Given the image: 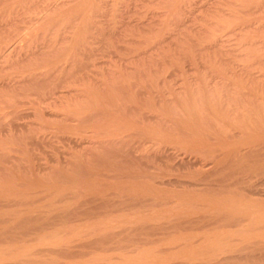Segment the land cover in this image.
Wrapping results in <instances>:
<instances>
[{
	"label": "rangeland",
	"instance_id": "374dc122",
	"mask_svg": "<svg viewBox=\"0 0 264 264\" xmlns=\"http://www.w3.org/2000/svg\"><path fill=\"white\" fill-rule=\"evenodd\" d=\"M25 1H27V2H25ZM56 1L60 2V3H58V5L63 7V11H65L66 7L70 6V4L68 5L66 3H70L73 0H60V1L56 0ZM175 1L176 0H174V1L173 0H158V1L157 0H118V1L117 0H114V1L113 0H97L95 2H92V4L89 7L90 9L86 8L87 12H86V10H84L83 12L81 11L82 14L83 13H85V14L89 13L88 16L89 15L91 16V17L89 16L91 19L89 18L90 20L88 21V25L84 24V22L82 23V21L85 20V18H86L84 16L85 14H83L84 17L81 16V14L80 15L75 14V16H77V17L74 16L73 17L74 19L72 18L70 20V22H68V21H67L68 23L67 22L66 23L61 22L60 25L56 24L57 26L55 25L48 32L49 34L44 35L45 30H43V29H45V25H46L45 23H47L46 21H48L46 19V17L50 18V16L52 15L51 14L52 12L49 13L48 10L45 9V7H44L45 1L44 0H21V1L20 0L19 1L18 0H0V13L2 10V13L0 14V19H1L0 21H3L5 18L7 19V16H10L8 18H11V16H12L11 19H14V21L12 20L11 23L13 22L12 27L14 28V30L18 31L19 29H15V28H20V35L22 34V36L24 37L26 34L25 38H27L28 40L33 39L32 35H34V34L38 35L40 37L39 41L44 42L45 47H47L49 44V46L47 47L48 51L54 49L53 46L56 47L55 44L57 43L56 48L59 49L61 47L58 51V56H60L59 55L60 52L62 50H64L65 48H67L69 44L70 45L68 48H71V45H72L71 41L73 40L74 35L76 36V34L78 32H80V34L82 32H83L82 34H84V32H85V34H84L85 36L83 35V37L86 39H89V40L85 41L83 39V37L80 36L81 38H79V44H77L75 49L79 54V53H81L79 51H82V52L84 51V49H85L84 45H86V47L89 49V54H88L89 58H88V60H86V63H90L89 69H86V70L81 69L82 67H81L80 63L78 66H76L77 69L75 68L74 70H72V68L69 66L67 68H70L71 70L64 68L65 70L63 69V71H60L59 70L60 68L57 70L52 68L53 70H56V71L59 70L58 72L55 71V73L57 74L58 77L53 72L52 73L54 75L51 73L52 74V76H51L50 72L53 71L52 69L51 70L49 69V73H48L47 69H46V71H44L45 69L44 70L42 69L45 73L44 72L40 73L38 71L37 73H35L36 75L32 74L30 76V74L27 73L25 76V74L23 75V73H22L23 71L28 70V69L30 70L31 66L35 65V63H38V62L42 63V61L45 59V58H43V56L38 55V57H34V59L36 58L35 59L36 62H32V60H34L33 56L35 54H31L32 52L29 53V51H33L35 48L30 47L29 43L31 41L28 43V40L25 42H26V44L27 43L29 44L28 48H31L32 50L27 49V47H26L27 45L23 41H22V44L20 45V46H23V44H24V46L26 45L25 47L24 46L22 47L23 50L20 49V55H22L23 53H26L27 56L29 55V57H28L29 59L25 58L26 62L23 64V66H21V68L23 70L20 68V66H18V68H17V65L14 64V62L16 60L14 55L17 54L16 58L19 57L20 56L18 54L19 50H16V51H18V53L13 52L14 55H11V53H10V55L12 57L10 56L7 58L0 59V87L1 86L3 87L2 84H4V83L9 84V86L7 84H4V87H6V89H4V87L0 88V94L2 95V96L0 95V99H1L0 105H3V102H5V104L9 103L8 100L10 98H11L10 105H12V104L15 105V102L19 101L20 99L23 102V103L21 102V104H19V106H17V107L13 106L15 109L13 107L9 108V110H7V118H6V116L0 115V118L2 119V120L0 119V127H2L4 124H6V122H8V124L6 126H8L9 123H10V125L12 124L11 127L9 126V128H8L11 133L8 132L9 130L5 129V127L3 129L1 128V130L3 132V136L5 134H6V136L3 137L2 135H0V136H2L0 138H3V141L5 140V142H3V143H8V145L11 146V148H13L15 150V151H13L15 153H12V156L14 157L13 161L15 162L13 164L11 162L10 163L6 162L5 160H3L0 157V166L2 165L1 167L7 168V172L0 170V183H1L0 184V192H2V194L1 193L0 194L6 195V194L10 193V195H12V197H15L16 194L19 193V195L17 194V197L18 196L23 197V198L18 197V199H16V197H15V198H13V200L10 199L9 202H11L10 203L11 205H8V206L5 205V203L0 204V209L2 208L0 210V213H1V216H0V219H1L0 220V233L1 232H3V234L8 233L6 236L2 237L0 240V244H2V245H0V255L1 256H3L4 254H5L4 256H8V255L10 256L11 254L12 255H14V254L18 255L17 253H19L20 250H18L17 248L21 249L22 247H25L26 243H29L26 246L32 245L33 249H34V246H36L35 247L36 249H34V251H32L34 254L32 252H30L34 256L31 254L26 255V257H23V259L20 258L22 260V262L21 261L18 262V260L15 261L12 258L11 259L8 258L7 260H5V262L3 261L4 264L5 263L6 264L7 263L8 264H24V263L25 264H44V263L45 264H69V263H74V262H75L74 264L79 263V262L80 263L84 262L87 264L88 263L89 264H119L122 262H126V260H125L126 258H129V257L135 258L136 256L139 255V253H141V251H142V253L144 252V255H145V252H149V254L154 252V255L162 258V259L159 258L160 260H164V261L167 260V262H169L166 264H209L210 263V262L204 261V259L199 258L197 256L193 257V259H191L189 261L186 260L188 263L186 261L178 258L179 254L177 251H180L181 247L184 245L182 242L185 243V241H186V243H187L190 239H192L194 237V236L191 237L190 234L196 235L194 237L195 240L193 238V241L191 240L190 242H193L195 244H198V242L199 243L202 242L200 240L203 239L202 235H203L205 230L202 231L203 230L202 226L201 227L198 226V227H200L201 230L199 228L196 229L197 227L190 228V229L189 228H187V229L183 228L179 231L180 233L182 231V233L180 234L178 232V230H174L171 228L172 226L176 225V223L178 224L179 222L181 223L184 220H186L185 219L186 214H178V210H180L179 209L180 207L178 205L179 203L175 199H170V200H173L171 202H169L167 199L165 202L164 200H159V199L157 200V198L153 195V193L152 194L148 193L147 195H149V196L144 195L143 197L142 196L141 197L149 199L152 202H148V203L146 202V204H143V206L141 205L140 207H137L135 209L126 210L125 212H123V211L118 212V210L124 208V206H119L118 204H116V205L112 204V206H110V211H111V216H109L110 218H105L106 216H103L102 214H100L101 212L102 213L104 212V211H102L103 209H101V210L97 209L98 212L96 210H94L93 213H95V212H97V213L92 214L90 217L89 216L90 212L85 211L86 212L85 213V212H83V210L85 208L88 209V207L91 208V205H92V208L98 206L97 204H100L101 200H98V199L96 200V198L93 199V197H91L90 195H86V194H88V192H85V189H84V193L86 196L85 197L83 194V191H82L83 188H80L79 190H77L76 191L77 194H76L75 191H73V187L76 183H79L78 178H80L79 181L82 179L81 183H82V181H83V183H84V181L86 183H88V182H90V180L91 181L96 180L95 182H101L100 183L101 187L104 186V190L105 189L108 190V191L105 190L106 191V197L105 198L110 200L113 203H115V202L117 203V201H119L120 199L123 201H127V200L133 198L134 194L132 195L133 191H131V188H130L131 184H129V186H128V184H127L128 182L129 183L132 182V184H134V182H136L135 184H137V182H139L138 185H141V186H145L146 183H147L146 185H148L152 182L151 184H153V185L155 184L154 186H156V184H157L156 187H158V188H156V189L167 191V192H178L179 193V192L183 191V193H184V192H186L185 191L186 188L189 191H192V189H193V192H191V193H194V194L196 193V195L204 194V192H206V191H204V190H207V189H205L207 187V186L205 187V183H206V185L209 183L210 184L213 183L215 185H213L209 189H211V191L213 190L214 192H220V191L222 192L223 191L222 192L223 196H229V195L231 196V194L234 193V194H238L239 196L244 197L246 199L248 198V199L257 200L260 203H262L264 201V167H263L264 166V163H263L264 158H263V156H260V157L258 156V159H257V157L256 158L255 157L250 158L249 161H252V162L254 161V162H256V164H253L250 162V163H241L239 165L235 164L233 166V165H231L232 163H230L231 158L226 157L227 156L226 151L223 150V152H220L222 150L221 148L214 147L213 149L217 150L216 154L215 153L214 154L218 155V151H219V155H220V156L218 155V157H217L218 159H216V157H214L216 159V161L214 162V160H213L214 158H212L213 156H210V155H212V153H210L209 150L204 149V150L200 151L201 149L198 148V150H196L197 148L193 147L192 145H189L188 142H192L194 139L192 137H190L188 134H182L181 132H179L177 127H176V123L173 122L169 118L170 116H167L169 114H166L167 111H168V113H172V114H170L171 116L173 115L175 118H179L180 121L182 119L186 123V125H190L191 127L195 126V125L197 126L200 123L201 124L205 123L203 127H206V129H208V130L211 129V131L214 132L216 135V136L211 135L214 138L211 137L212 140L208 139L207 140L208 144H210V145L216 144L217 145L219 143V141L224 140L225 131H223L222 128L220 129L219 126L217 128V126L213 122L209 121V119L211 120V117L213 114V113L211 114L209 112V111H211L208 109L210 107H207V106L205 107V105L201 106L202 104H200V107L202 108V110L199 112L200 114L195 112L197 117L194 114L195 118L193 117L190 120L189 119L185 120L186 118L183 117L184 116L183 111H182L183 109H181V108H183L184 106H189V104H192V101L194 98H197L196 101L201 102V100H202L203 102H205L207 104L208 99L210 101V98L212 99L213 96H220L221 95V96H223V98L225 97L224 102L229 98L228 101L225 103L224 109H226V110L228 109V107L230 105L229 102L231 103V105L236 104L235 110L233 111V113H231V115L232 116L235 115V117L237 115V118L240 117L242 119V122H243V127H245V129L243 128V130H241V129L234 130L235 137L234 138L232 137L231 138L232 140L231 139L227 140V143H240V142H242L243 138H239L238 135L244 134L247 132L254 133V134H256V132H259V134H260L261 133L260 131L263 130L262 133H264V120H263L264 115L262 116L261 123L260 122L257 123V121L254 120V117L257 114L261 115V113L262 114L264 113V106L262 104H261L262 106L260 105V107H257V106H259L258 103H262V100L260 101V96L262 97V99L264 98V5H263L264 0H190V1L189 0H187V1L181 0V1H184L183 3L181 1H180V3H178L179 0H177L176 2L179 4V6L181 5L182 7H179L177 9L175 8L178 11V13L180 12L179 15L177 13V15H178L177 17L179 18V20L176 17V15L174 16V17H176V19L173 20L172 18H174V17L173 16L170 17L171 11L173 9L172 10H169V9H171L173 7V5L175 6ZM11 2H13V3H11ZM29 2H31L32 4ZM225 2H226V4H225ZM105 3H107L108 5ZM177 3H176V6L178 7ZM258 3H260V5H258ZM4 4H6V5L4 6ZM113 4H115V6ZM170 4H173V5H170ZM189 5H190V7H188ZM170 6H172V7H170ZM249 6H251V7H249ZM61 7H60V9H61ZM17 8H19V9H17ZM91 9H93L95 11H93V10L90 11ZM117 10H118L119 14H118ZM43 11H45V12L43 13ZM140 11H141V13H140ZM4 12L7 13V15ZM238 12H240V13H238ZM45 13H47V14H45ZM2 14L3 15L5 14L4 16H6V17L2 16ZM13 14L14 15L16 14L17 16L19 15L18 18H16V16H14ZM43 15H44V17L45 16L46 17L44 18ZM1 16H2V18H1ZM29 17H30V19H29ZM15 18L18 20H15ZM11 19H8V20H11ZM113 19H114V21H113ZM8 20H7V22L9 23L10 21H8ZM176 20H178V21H176ZM15 21H18V22H16V23H18V25H16V26L14 25ZM23 21H24V24H23ZM79 21H81V22H79ZM260 21H262V22H260ZM100 22H102L103 24ZM113 22H115V23H113ZM120 22H121V24H120ZM250 22H251V24H249ZM228 23L231 25H227ZM244 23H246V24H244ZM38 26L40 29L38 28ZM43 26H44V28H43ZM84 26H85V28H84ZM79 27L82 29V31H79L80 30ZM231 27H233V28H231ZM37 29H39V31ZM77 29H79V30H77ZM261 29L263 31H261ZM58 32H59V34H58ZM75 32H76V34H75ZM211 32H213V33H211ZM86 33H88V34L86 35ZM28 34H30V36ZM99 34H101V35H99ZM173 34H175V35H173ZM191 35H193V36H191ZM60 36H61V38H60ZM252 36L255 38H253ZM42 37H44V38H42ZM53 37L57 38L59 41ZM70 37L72 39H70ZM87 37H89V38H87ZM48 38L49 39L51 38L52 40L51 39L49 40ZM63 38H64V40L70 39L71 41L66 40V42H65L64 40H62ZM60 40H61V42H60ZM39 41H38V43H40ZM51 41L54 42L53 45L50 43ZM82 41H84V42H82ZM90 41H92V42L90 43ZM212 41H214V42H212ZM42 42L40 44H42ZM19 43H21V42H19ZM59 43H61V45H64V43H66L67 45L60 46ZM33 45H35L34 42H33ZM50 45L52 46V48L50 47ZM78 46L80 47L81 50H79ZM112 49H114V50H112ZM223 50H225V51H223ZM34 51H36V50H34ZM129 51H130V53H129ZM201 53H202V55H201ZM186 54H187V56H186ZM77 56L79 57L80 55H77ZM37 58H38V61H37ZM79 58H81V56ZM6 61L9 63H7ZM48 61H50V59ZM111 61L113 62V64ZM27 64H29V65H27ZM60 64L63 65V63H61V62H60ZM94 64H95V66H94ZM175 64L177 66H174ZM7 65H9L10 68H8ZM6 66H7V70L8 71L10 70L9 72H11V73H7L8 71L5 69ZM29 66H30V68H29ZM12 67H13V69H12ZM24 67H25V69H24ZM26 67L28 69H26ZM88 70H90V71H88ZM93 70H94V72H93ZM198 70H199V72H198ZM59 72H60V74H58ZM62 72H63V74L65 73L64 74L65 76L62 74ZM42 73H44V74H42ZM34 75H35V77H34ZM21 76H22V78H21ZM68 76H70L69 79H68ZM74 76H76V77H74ZM24 77H27V79L25 78L26 83L24 81L25 85L23 83ZM11 80H13L14 84H12ZM18 80H20V85L17 82ZM152 80H154V81H152ZM237 82L240 85H238ZM15 83H16V86L17 85H19V86L16 87ZM22 83H23V85H22ZM81 83H82V85H81ZM157 84H158V86H157ZM203 84H206V86ZM129 85H130V87H129ZM242 85H244L243 87L246 90L243 91L240 89ZM22 86H24V87L26 86L25 91L23 88H21ZM74 86H76V87H74ZM10 87L16 88V90L11 91L12 89H8ZM19 88H21L24 92L29 91L28 93H26V94H28V97H26V95H24L25 93L21 89L19 90ZM221 88L224 90H222ZM35 89L39 90L40 92L35 91ZM185 89H187V90H185ZM7 90L8 91L10 90L9 95L11 94L12 97H11V95H10V97H8L9 95H7V92H8ZM17 90L22 91L21 92V93H23L22 96H21V93L18 92ZM32 90H34V91H32ZM4 91L5 92L7 91V92L5 93ZM30 91L32 93L33 92L34 93L31 94ZM45 91H46V93H45ZM257 92H259V93H257ZM19 93H20V95H19ZM49 93H50V96H48ZM161 93H162V95H161ZM240 93L242 95L246 94V96H242ZM107 94L112 95V97L110 95L108 96ZM17 95H19L21 97L18 98V97H16ZM29 95L30 96L33 95V96L30 97ZM190 95H191V97H190ZM239 95H241L242 97ZM3 96H6L7 98H5ZM207 96L208 97L211 96V97L208 98ZM249 96L254 97L255 100L258 98L256 100L258 103L255 102L254 98L251 100L248 99ZM22 97H25V98L23 99ZM33 97H36V98H33ZM96 97L99 98V101H97L98 98L96 100ZM102 97H103V100H101V102H100V99ZM105 97H107V98H105ZM206 97L208 99H206ZM226 97H228V98L226 99ZM243 97L244 98L246 97L247 100L244 99ZM38 98H40L39 101H38ZM151 98H153V99H151ZM198 98H199V100H198ZM204 98L206 99L207 102L205 101ZM242 98H243L242 101L246 100L247 101L246 103H248L250 105L255 104L253 108H255L256 111L257 110H259V111L256 112L255 110L252 109V107L243 106V104H241V106H239L241 103L240 99H242ZM230 99L233 101H231ZM236 99H238V100H236ZM104 100H105V102L103 103L102 101H104ZM106 100H107V102H106ZM113 100L115 101V103L118 101L120 103V105L118 102H117L118 104L117 103L115 104ZM6 101H8V102H6ZM96 101H97V103H96ZM239 101H240V103H239ZM250 101H252V102H250ZM188 102H190V103L187 104ZM122 103H124V105ZM183 104H185V105H183ZM68 105H69V107H68ZM108 105H109V107H107ZM101 106L103 108H101ZM111 106H113V107H111ZM136 106H138V107H136ZM197 107H199V106H197ZM203 107H205V108H203ZM109 108H110V110H109ZM243 109H244V112L242 111ZM249 109H250V112L248 111ZM251 109L253 111H251ZM206 110H209V111L206 112ZM15 111H18L17 113L20 114L19 118L17 117L19 114H16ZM252 112H253V114H252ZM259 112H261V113H259ZM39 113L40 114L42 113L43 115L41 114L40 116H38ZM127 113H129V114H127ZM164 113H165L166 117H165ZM248 113H250L251 115H254V116L252 117ZM8 114H10V115H8ZM15 114H16V116H15ZM124 114H126V117ZM208 114H209V116H208ZM112 116L113 117L115 116L114 119ZM119 116L122 117V121H121V117H119ZM201 117H202V119H200ZM242 117H244L245 119H243ZM118 118H120V119L118 120ZM124 118L127 119V120H125L127 123L123 122ZM162 118L165 119V121H163ZM247 118H253V119L248 120ZM115 119L118 120L119 123ZM196 119L205 120V121L199 122V124H198V121L193 123L192 120H196ZM246 119H247V121H246ZM108 121L109 122L113 121L115 124L113 122H111L110 125L114 124V126L113 125L107 126L109 124ZM115 121L118 123V125H116L117 123ZM131 121L135 125L130 123ZM207 121L210 123H207ZM103 122H105V123H103ZM120 122H121V124H120ZM184 122H182V123H184ZM247 123L250 125V127H248ZM253 123L254 124L256 123V125H254ZM128 124L129 125L132 124L131 128L128 126ZM98 126H99V128H98ZM115 126L117 127V129ZM108 127H111L110 128L111 130L110 129L107 130ZM126 127H128V129ZM137 127L138 128L140 127V128L138 129ZM141 127L144 129H142ZM114 129L117 131L118 135L116 134V131ZM148 129L149 130L152 129L153 131L151 130V132L154 133L155 135L154 136L153 135L152 136H150V135L146 136L145 135L146 132L151 133L150 131H146ZM219 129L221 130V133H220ZM246 129H247V131H246ZM5 130H7V132H5ZM30 130H31V133H33L32 134L33 136L31 135ZM121 131L123 133H121ZM106 132H108L109 134L107 133V135H106ZM96 133H98L102 137H100ZM165 133H167L169 135H167ZM222 133H224V134H222ZM10 135L12 137H10ZM13 135H14V137H13ZM170 135H171V137H169ZM156 136H157V138H156ZM163 136H166V137H169L172 139L179 137L180 142H179V144L167 143L168 141H166V140H169V139H167L165 137L166 138V140H165V138ZM172 136H175V137H172ZM35 137H37V138L34 139ZM112 137H114V138H112ZM183 137H184V140H183ZM215 137H217V138H215ZM163 139L166 142H164ZM11 140L12 141L14 140V141L10 142ZM185 141H186V144H188V145L185 144ZM182 142H184V144ZM25 144L27 146L24 147ZM43 144H44V147H43ZM190 144H192V143H190ZM169 146H170V148H169ZM190 146L193 150L190 148ZM20 147H22V148H20ZM24 148H26V149H24ZM20 149H22L25 153L23 151H21L19 153ZM16 150L18 151V153H16L17 152ZM197 151H199V152H197ZM206 153L210 154V155H207ZM16 154H18V157H15V156H17ZM221 160H222V162H221ZM3 161L5 164L3 163ZM16 161H18L17 164H16ZM218 161H219V163H216ZM21 162H22V164H21ZM121 162L124 163L125 166ZM130 162H132V163H130ZM180 162H182L183 164ZM258 162H259V164H258ZM6 163H7V165H6ZM262 163H263V165H262ZM12 165H14V166L17 165V166L15 168ZM140 166H143V167L140 168ZM244 166H245V168H244ZM118 167H120V168H118ZM132 167H133V169H132ZM136 167H138V168H136ZM165 167H167V168H165ZM212 167H214V168L216 167V168L214 169ZM221 167L223 170L221 169ZM111 168H114V169H111ZM115 168H116V170H115ZM108 169H110V170H108ZM217 169H221V172L219 171V173H217L216 172ZM12 171H13V173H12ZM129 171H132V172H129ZM143 171L145 172V175H144ZM89 172H91V173H89ZM95 175H96V178L94 177ZM182 175H184V176H182ZM222 175H223V177H221ZM74 177H75V180L77 178L76 182H74L75 180L72 179ZM139 177H140V179H139ZM224 177H227V181L224 184L217 183V186H218V189H217L215 181L219 180L221 178H224ZM143 178H145V179H143ZM7 179L9 180V183H8V186L5 187L2 184L4 183L6 185L5 181L7 182L8 181ZM10 179L12 182L10 181ZM20 179H22L23 182ZM23 179L24 180L26 179L25 182ZM84 179H86V180H84ZM161 179H162V181H161ZM243 179H245V180H243ZM72 180H73V182H72ZM121 180H122L123 184L125 183L123 185L124 187L121 184H118V183H121ZM150 180H151V182H150ZM203 180H205V181H203ZM213 180H215V181L212 182ZM29 181L31 182L32 186L37 181L35 184L37 186L34 185L32 187L30 185V183H28ZM102 181H104L103 183H105V184H103V186H102ZM168 181H169V183H172V184H168ZM143 182H144V185H142ZM180 182L181 183L183 182V183L181 184ZM15 183H16V185H15ZM45 183H46V186L48 185V187L50 189H51V187L53 189L55 188L56 190L61 189V191L63 190V193L59 197L55 196L56 197V199H55V197L53 196L54 192H47L48 189L45 187ZM71 183H72V185H71ZM106 184L108 187L105 186ZM117 184H118V187H117ZM199 184L201 186H199ZM247 184H249V186H247ZM1 185H2V187H1ZM26 185H28V186H26ZM68 185H71V186H68ZM110 185L114 186L117 189L109 188ZM119 185L121 187H123V189H122L123 191L120 190ZM183 185L186 186V188L184 187L185 189L184 188L181 189V187ZM202 185H204V186L202 187ZM251 185H254V188L253 187L251 188ZM10 186H11V188H9ZM7 187H8V189H7ZM65 187H66V190H65ZM68 187H69V189H67ZM214 187H215V189H213ZM71 188H72V190H70ZM127 188H128V190H125ZM219 188H221V189H219ZM9 189L12 192H10ZM249 189H251V190H249ZM254 189H256V190H254ZM3 190H5V191H3ZM15 190H17L18 192H16ZM67 190H68V192H67ZM80 190H81V192H80ZM180 190H182V191H180ZM189 191H187V192H189ZM3 192H4V194H3ZM5 192H6V194H5ZM13 193H14V195H13ZM20 193H21V195H20ZM24 193H25L26 197H28V198H24L25 197ZM253 194H255V195H253ZM114 197H116V198H114ZM20 198H22V199H20ZM25 199H26V201H24ZM3 200H4V198H3ZM6 200L8 201L9 199H5V201ZM93 200H96V202ZM28 202H29V205H28ZM85 202L87 203L86 206L88 204H90V205H88L86 207L84 205ZM88 202H90V203H88ZM172 203H173L174 207L176 208V210L174 208H172V209H174V211H172L174 214L172 212L170 213V211L172 210L171 207H173V206H171ZM175 204H176V206H175ZM15 205H16V208H15ZM166 205H169L171 207L166 206ZM76 206H78L79 209ZM68 207H73L77 210V212L75 214L76 217H73L74 215H72V216H69L70 217L69 218L68 216L63 215V213L65 214V210L68 209ZM152 207H154V208H152ZM11 208H13V209H11ZM116 208H118V209H116ZM197 208H198V211H200V212H198L199 214H197V215H199V216H197V217L206 218L209 215H211V212H209V211L205 212L206 208L204 206H201V210H199L200 209L199 206H197ZM159 209L166 210L167 212H161L162 214L159 213V215H160L159 218H157L158 214L152 216V214H154L155 211H160ZM202 209H203V213H201ZM5 210H8L9 212H7ZM152 210H153V212H152ZM113 211H114V213H113ZM143 211L145 212V214ZM3 212H4V214L6 212L5 215L6 216L8 215V216L6 217L5 215H2ZM142 212H143V214H141ZM175 212H177V213H175ZM169 213H170V215H169ZM47 214L50 218H47L48 217ZM85 214L86 215L88 214V215L86 216ZM137 214L140 215L139 219H141V217H142V219L144 221L145 220H147V221L142 222V219L140 221L137 218H136L137 220L131 219V218H134L135 216H137ZM148 214H149V216H151V219L146 218V217H149ZM175 214H177L178 216ZM77 215H79V216H77ZM171 215L172 216L175 215L176 217H171ZM63 216H65V217L63 218ZM52 217H53V219H52ZM79 217H81V218H79ZM103 217L105 220L103 219ZM238 217H241V216H238ZM7 218L9 219V221ZM25 218H27V219L31 218L32 224L29 223L28 220ZM180 218L182 221L180 220ZM242 218L245 219V217H242ZM34 219H37V220L35 221ZM155 219H156V221H155ZM177 219H179V222H177L178 221ZM51 220H53V221H51ZM148 220H150V221H148ZM208 220L209 219H205L204 222H206ZM49 221H51V222H49ZM72 221H74V222H72ZM99 221L101 222L100 224H99ZM103 221L104 222L109 221V222L104 223ZM139 221L143 223V224L141 223V225H144V223H145V225H147V224L148 225H150V224L151 225H159V226L161 225L162 227L165 228V230L140 231L137 229L139 227V225H137V223H139ZM245 221H246V219H245ZM4 223H5V225H4ZM226 224L227 223H225L223 225L224 227L225 226L226 227L225 228L223 227L224 230H222V231L229 232L231 230L234 233V235H232V236L229 235V236L223 238V241H225L224 243H226L227 247L225 246L226 249L224 248L222 250V252H220L218 254L220 257H218V255L215 256L216 258L214 257L213 260H215V261H213V262L211 261L212 264L214 262H216L217 259L221 260V259H227V258L235 257V256H244L248 253H251L252 251L257 252L256 249L260 250L262 247L264 248V239L263 238H261V237L258 238V236H256V238L254 236L252 239H249V240H247L245 238V235L247 236V234H245V233H247V232L248 233H254V235L258 234V232H256V231L249 232L248 229H246V230L241 229L242 227L230 228L229 227L230 224H227V225ZM246 224H247V222L244 223V225H246ZM10 226H12V227H10ZM38 227H40L39 228L40 230H38V231H41V234H40V232H39V234H37V231L36 232L34 231L36 233V235L33 234L34 232L28 235V232L31 229H35ZM41 227H42V229H41ZM5 228H8V229L5 230ZM13 229H14V232H16V233H13V231H12ZM192 229H194V230H192ZM186 230H188V231H186ZM189 230L192 232H190ZM239 230H240V232H239ZM10 231H12V232H10ZM5 232H7V233H5ZM196 232H197V234H196ZM262 232L263 231H261V233ZM9 233H11V234H9ZM106 233H108V234L106 235ZM199 233H201V234H199ZM19 234L21 235L22 240L19 238L20 237ZM149 234H150V236H149ZM198 234H199V236L200 235L201 236L199 237ZM235 234H237V235H235ZM243 234H244V236H243ZM11 235H15V236H11ZM25 235L27 237H29L30 240L29 239L27 240V237ZM37 235L39 236V238ZM110 235H112V237H109ZM7 236H10V237H7ZM101 237H102V240H101ZM16 238L19 240L17 241ZM23 238H25L24 240H27V241H23ZM8 240H10L12 243ZM38 240H39V242H37ZM177 240H179V243L177 242ZM31 241H33L35 244ZM171 241H176V243H177V245L175 243L176 247L178 245L180 246L181 244H183V245H181V247L177 250V248L179 246L175 249V247H173V245H170ZM23 242H26V243H23ZM56 242H58V245ZM59 242H61V243L59 244ZM62 243H64V244H62ZM4 244H6V246ZM195 244H193V245H195ZM230 245H231V247H230ZM251 245H257V247H250ZM14 246H16V247L18 246V247L15 248ZM10 247H12V250ZM150 250H152V251H150ZM157 252L159 254H157ZM261 252H264V251L262 250ZM172 253H173V258L175 257V259H173V258L171 259ZM149 254H147V256ZM30 256H32V257H30ZM133 256H135V257H133ZM168 257H169V259H171V262L169 261ZM23 260H24V262H23ZM68 261H69V263H68ZM248 261H243V260L242 261H231L228 264H238V263L239 264H247ZM245 262H247V263H245ZM252 262H254V263H252ZM252 262L250 260L248 264H251V263L252 264H258V262H260V260L259 261H252ZM261 262H263V264H264V261H261ZM127 264H132V262L131 261L127 262ZM133 264H136V263H133ZM259 264H262V263H259Z\"/></svg>",
	"mask_w": 264,
	"mask_h": 264
},
{
	"label": "bare ground",
	"instance_id": "6f19581e",
	"mask_svg": "<svg viewBox=\"0 0 264 264\" xmlns=\"http://www.w3.org/2000/svg\"><path fill=\"white\" fill-rule=\"evenodd\" d=\"M19 1V0H18ZM21 1V0H20ZM45 1V5H44V7H45V9L46 10H48V12L49 13H51L49 16H50V18H47L46 16V19L48 20V21H46L47 23H45L44 25H45V29H43L44 28V26H43V30H45L44 31V35L45 34H49L48 32L56 25V24H61V22H64V23H66L67 21L68 22H70V20L75 16V14L77 15H80L81 14V16H83V14H85V13H83L82 14V12L84 11V10H86V12H87V9H90L89 7H90V5L92 4V2H95V1H97V0H73V1H71L70 3H66V4H70V6L68 7H66V9H65V11H63V7H61L60 5H58V3H60V2H58V1H56V0H44ZM60 1V0H59ZM114 1V0H113ZM118 1V0H117ZM158 1V0H157ZM174 1V0H173ZM177 1V0H176ZM175 1V6L173 5V4H170V5H173V7L172 6H170V7H172L171 9H169V10H172L171 11V14H170V17H174L175 15H176V17L179 15V13H178V11L176 10L177 8H179V7H182L181 5L179 6V4L178 3H180V1L181 0H179V2L177 3ZM187 1V0H186ZM190 1V0H189ZM25 2H27V1H25ZM33 2V1H32ZM62 2V1H61ZM104 2V1H103ZM116 2V1H115ZM182 3L184 2V1H181ZM195 2V1H194ZM229 2V1H228ZM257 2V1H256ZM9 3V2H8ZM11 3H13V2H11ZM29 3H31V2H29ZM97 3V2H96ZM100 3V2H99ZM102 3V2H101ZM176 3H177V5H178V7L176 6ZM190 3V2H189ZM247 3V2H246ZM264 3V2H263ZM16 4V3H15ZM23 4V3H22ZM32 4V3H31ZM42 4V3H41ZM65 4V5H66ZM74 4V5H73ZM94 4V3H93ZM98 4V3H97ZM105 4H107V3H105ZM119 4V3H118ZM188 4V3H187ZM225 4H226V2H225ZM224 4V5H225ZM234 4V3H233ZM252 4V3H251ZM256 4V3H255ZM3 5V4H2ZM1 5V6H2ZM6 4H4V6H5ZM103 5V4H102ZM108 5V4H107ZM114 6H115V4H113ZM133 5V4H132ZM184 5V4H183ZM249 5V4H248ZM258 5H260V3H258ZM264 5V4H263ZM28 6V5H27ZM64 6V5H63ZM105 6V5H104ZM120 6V5H119ZM59 7V8H58ZM60 7H61V9H60ZM103 7V6H102ZM188 7H190V5L188 6ZM230 7V6H229ZM232 7V6H231ZM240 7V6H239ZM249 7H251V6H249ZM254 7V6H253ZM256 7V6H255ZM259 7V6H258ZM2 8V7H1ZM87 8V9H86ZM98 8V7H97ZM111 8V7H110ZM115 8V7H114ZM168 8V7H167ZM176 8V9H175ZM10 9V8H9ZM17 9H19V8H17ZM22 9V8H21ZM20 9V10H21ZM24 9V8H23ZM40 9V8H39ZM117 9V8H116ZM189 9V8H188ZM29 10V9H28ZM93 9H91L90 11H92ZM168 10V9H167ZM191 10V9H190ZM216 10V9H215ZM238 10V9H237ZM23 11V10H22ZM40 11V10H39ZM82 11V12H81ZM93 11H95V10H93ZM113 11V10H112ZM147 11V10H146ZM182 11V10H181ZM184 11V10H183ZM186 11V10H185ZM210 11V10H209ZM217 11V10H216ZM19 12V11H18ZM24 12V11H23ZM45 11H43V13H44ZM98 12V11H97ZM117 12H118V10H117ZM1 13H2V10H1ZM0 13V14H1ZM5 13V12H4ZM41 13V12H40ZM42 13V14H43ZM140 13H141V11H140ZM144 13V12H143ZM177 13H178V15H177ZM214 13V12H213ZM231 13V12H230ZM238 13H240V12H238ZM6 15H7V13H5ZM4 14V15H5ZM11 14V13H10ZM9 14V15H10ZM20 14V13H19ZM45 14H47V13H45ZM88 14L89 13H86L84 16L86 17L85 18V20H83L82 21V23L84 22V24H87L88 25V21L91 19L89 16H88ZM91 14V13H90ZM95 14V13H94ZM118 14H119V12H118ZM169 14V13H168ZM236 14V13H235ZM3 14H2V16H4ZM12 15V14H11ZM14 15V14H13ZM88 17H87V16ZM92 15V14H91ZM109 15V14H108ZM234 15V14H233ZM2 16H1V18H2ZM14 16H16V18H18V16L15 14ZM13 16V17H14ZM83 16V17H84ZM115 16V15H114ZM184 16V15H183ZM235 16V15H234ZM255 16V15H254ZM4 17H6V16H4ZM8 17H10V16H7V19L5 18L3 21H0V59H2V58H7V57H10L11 55H14L13 54V52H17L18 53V51H16V50H19V55H20V49H22V47L24 46V44H23V46H20L21 44H22V41L23 42H25V41H27L28 39L27 38H25V36H26V34H25V36L23 37L22 36V34L20 35V28H15V29H19L18 31H16V30H14V28L12 27V25H13V22L11 23V21L13 20L14 21V19H11L12 18V16H11V18H8ZM43 17H44V15H43ZM44 17V18H45ZM75 17H77V16H75ZM79 17V16H78ZM102 17V16H101ZM176 17H174V18H172L173 20H175L176 19ZM15 18V20H18V19H16ZM38 18V17H37ZM90 18V19H89ZM166 18V17H165ZM178 18V17H177ZM195 18V17H194ZM261 18V17H260ZM8 19H11V20H8ZM29 19H30V17H29ZM74 19V18H73ZM76 19V18H75ZM120 19V18H119ZM216 19V18H215ZM1 20V19H0ZM7 20L8 21H10L9 23L7 22ZM38 20V19H37ZM128 20V19H127ZM164 20V19H163ZM178 20H179V18H178ZM178 20H176V21H178ZM246 20V19H245ZM33 21V20H32ZM31 21V22H32ZM113 21H114V19H113ZM171 21V20H170ZM230 21V20H229ZM16 22H18V21H15L14 22V25L16 26V25H18V23H16ZM30 22V23H31ZM67 22V23H68ZM79 22H81V21H79ZM104 22V21H103ZM109 22V21H108ZM128 22V21H127ZM131 22V21H130ZM182 22V21H181ZM180 22V23H181ZM210 22V21H209ZM228 22V21H227ZM237 22V21H236ZM243 22V21H242ZM260 22H262V21H260ZM11 23V24H10ZM33 23V22H32ZM100 23H102V22H100ZM113 23H115V22H113ZM142 23V22H141ZM167 23V22H166ZM174 23V22H173ZM23 24H24V21H23ZM34 24V23H33ZM32 24V25H33ZM72 24V23H71ZM91 24V23H90ZM103 24V23H102ZM120 24H121V22H120ZM119 24V25H120ZM125 24V23H124ZM244 24H246V23H244ZM249 24H251V22L249 23ZM41 25V24H40ZM79 25V24H78ZM227 25H231V24H227ZM238 25V24H237ZM14 26V27H15ZM21 26V25H20ZM25 26V25H24ZM29 26V25H28ZM42 26V25H41ZM57 26V25H56ZM83 26V25H82ZM113 26V25H112ZM217 26V25H216ZM234 26V25H233ZM248 26V25H247ZM18 27V26H17ZM30 27V26H29ZM28 27V28H29ZM32 27V26H31ZM73 27V26H72ZM89 27V26H88ZM111 27V26H110ZM120 27V26H119ZM222 27V26H221ZM235 27V26H234ZM241 27V26H240ZM38 28H39V26H38ZM80 28V27H79ZM84 28H85V26H84ZM108 28V27H107ZM166 28V27H165ZM231 28H233V27H231ZM239 28V27H238ZM40 29V28H39ZM39 29H37L38 31H39ZM59 29V28H58ZM72 29V28H71ZM91 29V28H90ZM93 29V28H92ZM98 29V28H97ZM101 29V28H100ZM184 29V28H183ZM244 29V28H243ZM29 30V29H28ZM31 30V29H30ZM77 30H79V29H77ZM99 30V29H98ZM247 30V29H246ZM24 31V30H23ZM22 31V32H23ZM32 31V30H31ZM54 31V30H53ZM75 31V30H74ZM79 31H82V29L80 28V30ZM175 31V30H174ZM179 31V30H178ZM185 31V30H184ZM254 31V30H253ZM261 31H263L262 29H261ZM37 32V31H36ZM106 32V31H105ZM112 32V31H111ZM127 32V31H126ZM166 32V31H165ZM177 32V31H176ZM206 32V31H205ZM258 32V31H257ZM42 33V32H41ZM66 33V32H65ZM83 33V32H82ZM80 34V32H78L77 34H76V32H75V34H76V36L74 35V38H73V40L71 41L70 39H72L71 37H70V41L72 42H70L72 45H71V48H68L69 47V45H68V47L67 48H65L64 50H62L61 52H60V56H58V51H59V49L61 48H56L57 47V43L55 44L56 45V47L55 46H53L54 47V49H52V50H50V51H48V49H47V47L49 46V44H48V46L47 47H45V45H44V42H42V44H40L41 42L39 41V36L38 35H36V34H34V35H32L33 37V39H31V40H28V43L30 44V47L31 48H35L34 50H36V51H29V53H31V54H35L34 56H33V59H34V57H38V55H40V56H43V58H45L43 61H42V63H40V62H38V63H35V65H33V66H31V69L29 70L27 67H26V69H28V70H25V71H23L22 73H23V75L25 74V76H26V74L28 73V74H30V76L32 75V74H35V73H37L38 71L41 73V72H44V71H46V69L48 70V73H49V69L51 70L52 68L53 69H59L60 71H63V69L64 68H66V69H70V68H67L68 66L69 67H71L72 68V70H74L75 68H76V66H78L79 65V63L81 64V69H89V64L90 63H86V60H88V58H89V49L86 47V45H84L85 46V49H84V51L82 52V51H79V52H81V53H79L78 54V52L76 51V49H75V47L77 46V44H79V38H81L80 36H82L83 37V35L85 34V32H84V34ZM183 33V32H182ZM202 33V32H201ZM211 33H213V32H211ZM54 34V33H53ZM57 34V33H56ZM58 34H59V32H58ZM88 33H86V35H87ZM29 36H30V34H28ZM64 35V34H63ZM91 35V34H90ZM99 35H101V34H99ZM168 35V34H167ZM173 35H175V34H173ZM258 35V34H257ZM22 36V37H21ZM57 36V35H56ZM85 36V35H84ZM191 36H193V35H191ZM260 36V35H259ZM65 37V36H64ZM92 37V36H91ZM106 37V36H105ZM124 37V36H123ZM253 37V36H252ZM258 37V36H257ZM25 38V39H24ZM42 38H44V37H42ZM53 38H55V37H53ZM60 38H61V36H60ZM87 38H89V37H87ZM206 38V37H205ZM217 38V37H216ZM253 38H255V37H253ZM49 39V38H48ZM51 39V38H50ZM49 39V40H50ZM55 39H57V38H55ZM54 39V40H55ZM83 39L86 41V40H89V39H86V38H84L83 37ZM107 39V38H106ZM105 39V40H106ZM212 39V38H211ZM210 39V40H211ZM52 40V39H51ZM58 40V39H57ZM62 40H64V38L62 39ZM67 40V39H66ZM66 40H64L65 42H66ZM69 40H67V41H69ZM82 40V39H81ZM263 40V39H262ZM38 41L40 42V43H38ZM46 41V40H45ZM56 41V40H55ZM59 41V40H58ZM57 41V42H58ZM97 41V40H96ZM110 41V40H109ZM161 41V40H160ZM164 41V40H163ZM19 42H21V43H19ZM33 42H34V44L35 45H33ZM60 42H61V40H60ZM63 42V41H62ZM82 42H84V41H82ZM92 41H90V43H91ZM212 42H214V41H212ZM252 42V41H251ZM26 44V42H25V44L27 45H25L26 47H27V49H31V48H28L29 46V44ZM52 45L54 44V42L53 41H51L50 42ZM88 43V42H87ZM97 43V42H96ZM63 44V43H62ZM85 44V43H84ZM99 44V43H98ZM97 44V45H98ZM198 44V43H197ZM196 44V45H197ZM214 44V43H213ZM258 44V43H257ZM59 45L60 46H65V45H67L66 43H64V45H61V43H59ZM58 45V46H59ZM81 45V44H80ZM105 45V44H104ZM259 45V44H258ZM24 46V47H25ZM133 46V45H132ZM180 46V45H179ZM204 46V45H203ZM50 47L52 48V46L50 45ZM79 47V46H78ZM83 47V46H82ZM93 47V46H92ZM101 47V46H100ZM106 47V46H105ZM196 47V46H195ZM37 48V49H36ZM42 48V49H41ZM114 48V47H113ZM154 48V47H153ZM156 48V47H155ZM180 48V47H179ZM25 49V48H24ZM56 49V50H55ZM97 49V48H96ZM119 49V48H118ZM163 49V48H162ZM225 49V48H224ZM23 50V49H22ZM32 50V49H31ZM79 50H81L80 49V47H79ZM112 50H114V49H112ZM223 51H225V50H223ZM127 52V51H126ZM10 53H11V55H10ZM28 53V52H27ZM117 53V52H116ZM129 53H130V51H129ZM190 53V52H189ZM262 53V52H261ZM191 54V53H190ZM193 54V53H192ZM77 55H80L81 56V58H79ZM165 55V54H164ZM201 55H202V53H201ZM219 55V54H218ZM15 56V62H14V64L15 65H17V68H18V66H20V68H21V66H23V64L26 62V59L25 58H27V59H29L28 57H29V55L27 56L26 55V53H23L22 55H20L19 57H17L16 58V56H17V54L16 55H14ZM98 56V55H97ZM186 56H187V54H186ZM190 56V55H189ZM210 56V55H209ZM12 57V56H11ZM64 57V58H63ZM32 58V57H31ZM42 58V57H41ZM50 59V61H48L49 59ZM104 58V57H103ZM139 58V57H138ZM220 58V57H219ZM36 59V58H35ZM35 59L34 60H32V62H36L35 61ZM40 59V58H39ZM116 59V58H115ZM10 60V59H9ZM41 60V59H40ZM52 60V61H51ZM238 60V59H237ZM256 60V59H255ZM37 61H38V58H37ZM123 61V60H122ZM234 61V60H233ZM7 62V61H6ZM5 62V63H6ZM31 62V63H32ZM60 62L61 63H63V65H61L60 64ZM112 62V61H111ZM126 62V61H125ZM219 62V61H218ZM255 62V61H254ZM4 63V64H5ZM7 63H9V62H7ZM6 63V64H7ZM30 63V62H29ZM108 63V62H107ZM180 63V62H179ZM257 63V62H256ZM112 64H113V62H112ZM158 64V63H157ZM174 64V63H173ZM213 64V63H212ZM222 64V63H221ZM245 64V63H244ZM3 65V64H2ZM10 65V64H9ZM9 65H7L8 66V68H10V66ZM14 65V66H15ZM27 65H29V64H27ZM111 65V64H110ZM165 65V64H164ZM7 66H6V70H7ZM13 66V67H14ZM66 66V67H65ZM92 66V65H91ZM94 66H95V64H94ZM97 66V65H96ZM124 66V65H123ZM174 66H177L176 64L174 65ZM234 66V65H233ZM244 66V65H243ZM13 67H12V69H13ZM51 67V68H50ZM115 67V66H114ZM209 67V66H208ZM247 67V66H246ZM254 67V66H253ZM29 68H30V66H29ZM165 68V67H164ZM179 68V67H178ZM210 68V67H209ZM22 69V68H21ZM24 69H25V67H24ZM44 71H43V70ZM52 69V70H53ZM77 69V68H76ZM23 70V69H22ZM41 70V71H40ZM56 70H53V71H51L50 72V74L53 72V73H55V71ZM58 70V71H59ZM65 70V69H64ZM71 70V69H70ZM152 70V69H151ZM176 70V69H175ZM2 71V70H1ZM8 71V70H7ZM10 71V70H9ZM7 72V73H11V72ZM15 71V70H14ZM30 71V72H29ZM58 71H56V72H58ZM76 71V70H75ZM88 71H90V70H88ZM138 71V70H137ZM182 71V70H181ZM228 71V70H227ZM66 72V71H65ZM69 72V71H68ZM72 72V71H71ZM84 72V71H83ZM93 72H94V70H93ZM165 72V71H164ZM198 72H199V70H198ZM2 73V72H1ZM45 73V72H44ZM44 73H42V74H44ZM52 73V74H53ZM82 73V72H81ZM87 73V72H86ZM160 73V72H159ZM234 73V72H233ZM52 74H51V76H52ZM56 74V73H55ZM58 74H60V72L58 73ZM62 74H63V72H62ZM65 74V73H64ZM63 74V75H64ZM68 74V73H67ZM83 74V73H82ZM89 74V73H88ZM92 74V73H91ZM36 75V74H35ZM35 75H34V77H35ZM54 75V74H53ZM72 75V74H71ZM124 75V74H123ZM198 75V74H197ZM218 75V74H217ZM7 76V75H6ZM38 76V75H37ZM40 76V75H39ZM50 76V75H49ZM56 76H57V74H56ZM60 76V75H59ZM65 76V75H64ZM73 76V75H72ZM82 76V75H81ZM2 77V76H1ZM18 77V76H17ZM33 77V78H34ZM43 77V76H42ZM48 77V76H47ZM58 77V76H57ZM61 77V76H60ZM69 77L70 76H68V79H69ZM74 77H76V76H74ZM10 78V77H9ZM21 78H22V76H21ZM25 78L27 79V77H24V80H23V83H24V81H25ZM32 78V77H31ZM30 78V79H31ZM148 78V77H147ZM20 79V78H19ZM29 79V78H28ZM43 79V78H42ZM65 79V78H64ZM10 80V79H9ZM14 80V79H13ZM13 80H11L12 81V84H14L13 83ZM22 80V79H21ZM56 80V79H55ZM15 81V80H14ZM29 81V80H28ZM27 81V82H28ZM44 81V80H43ZM151 81V80H150ZM152 81H154V80H152ZM242 81V80H241ZM10 82V81H9ZM8 82V83H9ZM18 83H19V85H20V80H18L17 81ZM16 82V83H17ZM22 82V81H21ZM49 82V81H48ZM168 82V81H167ZM224 82V81H223ZM11 83V82H10ZM16 83H15V86H16ZM23 83H22V85H23ZM25 83H26V81H25ZM25 83H24V85H25ZM33 83V82H32ZM35 83V82H34ZM55 83V82H54ZM73 83V82H72ZM232 83V82H231ZM4 84H7V83H4ZM4 84H2L3 85V87H4ZM106 84V83H105ZM153 84V83H152ZM173 84V83H172ZM237 84H238V82H237ZM8 86H9V84H7ZM19 85H17V86H19ZM31 85V84H30ZM81 85H82V83H81ZM85 85V84H84ZM83 85V86H84ZM131 85V84H130ZM130 85H129V87H130ZM139 85V84H138ZM192 85V84H191ZM203 85H205L206 86V84H203ZM238 85H240V84H238ZM6 86V85H5ZM7 86V87H8ZM16 86V87H17ZM27 86V85H26ZM26 86L24 87V86H22L21 88H23L24 89V91H25V88H26ZM33 86V85H32ZM157 86H158V84H157ZM244 85H242L241 86V90H246V89H244V87H243ZM2 87V86H1ZM0 87V88H1ZM2 87V88H3ZM45 87V86H44ZM74 87H76V86H74ZM138 87V86H137ZM155 87V86H154ZM189 87V86H188ZM191 87V86H190ZM204 87V86H203ZM243 87V88H242ZM21 88H19V90L21 89ZM50 88V87H49ZM83 88V87H82ZM198 88V87H197ZM223 88V87H222ZM221 88V89H222ZM4 89H6V87H4ZM8 89H12L11 91H13V90H16V88H8ZM18 89V88H17ZM54 89V88H53ZM56 89V88H55ZM147 89V88H146ZM192 89V88H191ZM194 89V88H193ZM199 89V88H198ZM213 89V88H212ZM19 90H17L18 92H22V91H19ZM27 90V89H26ZM30 90V89H29ZM43 90V89H42ZM52 90V89H51ZM78 90V89H77ZM92 90V89H91ZM107 90V89H106ZM185 90H187V89H185ZM196 90V89H195ZM205 90V89H204ZM203 90V91H204ZM216 90V89H215ZM219 90V89H218ZM222 90H224V89H222ZM253 90V89H252ZM8 91V90H7ZM6 91V92H7ZM23 91V92H24ZM32 91H34V90H32ZM35 91H39V90H36L35 89ZM50 91V90H49ZM53 91V90H52ZM55 91V90H54ZM71 91V90H70ZM76 91V90H75ZM94 91V90H93ZM156 91V90H155ZM170 91V90H169ZM178 91V90H177ZM220 91V90H219ZM235 91V90H234ZM237 91V90H236ZM5 92V91H4ZM5 92V93H6ZM29 91H26V92H24L25 94L24 95H26V97H28V94H26V93H28ZM31 92V91H30ZM40 92V91H39ZM38 92V93H39ZM68 92V91H67ZM143 92V91H142ZM171 92V91H170ZM247 92V91H246ZM9 93H10V90L7 92V95H9ZM17 93V92H16ZM20 93H19V95H20ZM34 93V92H33ZM32 92H31V94H33ZM45 93H46V91H45ZM133 93V92H132ZM158 93V92H157ZM165 93V92H164ZM163 93V94H164ZM190 93V92H189ZM219 93V92H218ZM224 93V92H223ZM226 93V92H225ZM257 93H259V92H257ZM18 94V93H17ZM22 94L23 93H21V96H22ZM44 94V93H43ZM239 94V93H238ZM241 94V93H240ZM1 95V94H0ZM11 95V94H10ZM10 95L8 96V97H10ZM19 95H17L16 97H18V98H20L21 96H19ZM64 95V94H63ZM108 95V94H107ZM110 95V94H109ZM108 95V96H109ZM161 95H162V93H161ZM192 95V94H191ZM191 95H190V97H191ZM218 95V94H217ZM242 95V94H241ZM241 95H239V96H241ZM259 95V94H258ZM2 96V95H1ZM30 96V95H29ZM33 95H31L30 97H32ZM35 96V95H34ZM48 96H50V93H49V95ZM99 96V95H98ZM107 96V97H108ZM111 97H112V95H110ZM128 96V95H127ZM203 96V95H202ZM242 96H246V94L245 95H242ZM241 96V97H242ZM254 96V95H253ZM3 97H5V98H7L6 96H3ZM11 97H12V95H11ZM29 97V98H30ZM107 97H105V98H107ZM124 97V96H123ZM208 97V96H207ZM206 97V99H208L209 97H211V96H209L208 98ZM238 97V96H237ZM259 97V96H258ZM17 98V99H18ZM23 99L25 98V97H22ZM33 98H36V97H33ZM78 98V97H77ZM97 98L98 97H96V100H97ZM138 98V97H137ZM150 98V97H149ZM225 98V97H224ZM224 98H223V96H213V98L211 99L210 98V101H209V99H208V102L206 101V99H205V101L207 102V104L205 103V102H203L202 100H201V102L200 101H196V99L197 98H194L193 99V101H192V104H189L190 102H188L187 104H189V106H184L183 108H181V109H183L182 111H183V117L184 118H186L185 120H187V119H192L193 117H194V114H195V112H197V113H199L201 110H202V108L200 107V104H202L201 106H204L205 105V107L207 106V107H210V108H208L209 110H211V111H209V110H206V112H210L211 114H212V117H211V120L209 119V121H211V122H213L216 126H217V128H218V126L220 127V129L222 128L223 129V131H225V138H224V140H222V141H219V143L216 145H213V144H208V142H207V140L209 139V140H212L211 139V137L212 136H216L215 135V133L214 132H212L211 131V129H206V127H203L204 126V124H199V122H202V121H205V120H200V119H202V117L200 118V119H196V120H192L193 121V123H195V122H197L198 121V124L199 125H195V126H190V125H186V123L181 119V121L182 122H184V123H182L181 121H180V119L179 118H175L173 115L171 116L170 114H172V113H168V111H167V113L166 114H169V115H167V116H170L169 118L173 121V122H175L176 123V127H177V129H178V131L179 132H181L182 134H188L190 137H192L194 140L192 141V142H188V144L189 145H192L193 147H195V148H197L196 150H198V148L199 149H201L200 151H202V150H204V149H207V150H209V152L210 153H212V155H210V154H207V155H210V156H213L212 158H214V157H216V159H218L217 157H218V155H219V151H218V155H215L216 154V151L217 150H215V149H213L214 147H219V148H221L222 150L220 151V152H223V150L224 151H226V154H227V156L226 157H228V158H231L230 160V163H232L231 165H239V164H241V163H253V164H256V162H252V161H249L250 160V158H256L257 157V159H258V156L260 157V156H263V158H264V133H262L263 132V130H261L260 132V134H259V132H256V134H254V133H249V132H247V133H244V134H240V135H238L239 136V138H243L242 140V142H240V143H227V140H230L232 137L234 138L235 137V134H234V130H236V129H241V130H243V128L245 129V127H243V122H242V119L240 118V117H238L237 118V115H236V117H235V115L234 116H232L231 115V113H233V111L235 110V107H236V104H232L231 105V103L229 102V107H228V109L226 110V109H224V106H225V103L228 101V97H226V101L224 102ZM244 98V97H243ZM243 98L242 99H240V101H241V103H240V101H239V103H240V105L239 106H241V104H243V106H250V107H252V109L253 110H255V108H253L254 107V105L255 104H253V105H250V104H248V103H246L247 101V99H246V97L244 98V99H246V100H244V101H242L243 100ZM254 97H250L249 96V98L248 99H253ZM4 99V98H3ZM2 99V100H3ZM9 99V98H8ZM39 99L40 98H38V101H39ZM123 99V98H122ZM132 99V98H131ZM136 99V98H135ZM151 99H153V98H151ZM202 99V98H201ZM233 99V98H232ZM258 99V98H257ZM256 99V100H257ZM1 100V99H0ZM16 100V99H15ZM19 100V99H18ZM101 100H103V97L100 99V102H101ZM110 100V99H109ZM112 100V99H111ZM127 100V99H126ZM177 100V99H176ZM188 100V99H187ZM186 100V101H187ZM198 100H199V98H198ZM231 100V99H230ZM234 100V99H233ZM233 100H231V101H233ZM236 100H238V99H236ZM254 100H255V98H254ZM253 100V101H254ZM255 100V102H257ZM262 100V103H258L259 104V106H257V107H260V105L262 104L263 106H264V98L262 99V97L260 96V101ZM9 101V103H7V104H5V102H3V105H0V115H3V116H6V118H7V110H9V108H12L13 106L14 107H17V106H19V104H21V102H22V100L20 99L19 101H17V102H15V105H10V101H11V98L8 100ZM8 101H6V102H8ZM71 101V100H70ZM97 101H99V98H98V100ZM97 101H96V103H97ZM114 101V100H113ZM132 101V100H131ZM259 101V100H258ZM45 102V101H44ZM103 103L105 102V100L104 101H102ZM106 102H107V100H106ZM118 102V101H117ZM116 102V103H117ZM148 102V101H147ZM238 102V101H237ZM249 102V101H248ZM250 102H252V101H250ZM23 103V102H22ZM95 103V104H96ZM114 103H115V101H114ZM113 103V104H114ZM115 103V104H116ZM119 103V102H118ZM117 103V104H118ZM135 103V102H134ZM235 103V102H234ZM34 104V103H33ZM41 104V103H40ZM45 104V103H44ZM69 104V103H68ZM94 104V103H93ZM102 104V103H101ZM109 104V103H108ZM123 105H124V103H122ZM160 104V103H159ZM162 104V103H161ZM186 104V105H187ZM257 104V105H258ZM32 105V104H31ZM38 105V104H37ZM119 105H120V103H119ZM126 105V104H125ZM183 105H185V104H183ZM261 105V106H262ZM23 106V105H22ZM57 106V105H56ZM94 106V105H93ZM114 106V105H113ZM113 106H111V107H113ZM116 106V105H115ZM127 106V105H126ZM197 106H199V107H197ZM13 107V108H14ZM34 107V106H33ZM37 107V106H36ZM41 107V106H40ZM39 107V108H40ZM62 107V106H61ZM68 107H69V105H68ZM107 107H109V105L107 106ZM123 107V106H122ZM128 107V106H127ZM136 107H138V106H136ZM205 107H203V108H205ZM55 108V107H54ZM87 108V107H86ZM97 108V107H96ZM101 108H103L102 106H101ZM226 108V107H225ZM242 108V107H241ZM245 108V107H244ZM263 108V107H262ZM15 109V108H14ZM29 109V108H28ZM60 109V108H59ZM64 109V108H63ZM120 109V108H119ZM128 109V108H127ZM251 109V111H253ZM259 109V108H258ZM75 110V109H74ZM109 110H110V108H109ZM226 110V111H225ZM246 110V109H245ZM263 110V109H262ZM13 111V110H12ZM36 111V110H35ZM34 111V112H35ZM124 111V110H123ZM126 111V110H125ZM144 111V110H143ZM142 111V112H143ZM166 111V110H165ZM243 112H244V109L242 110ZM249 112H250V109L248 110ZM256 111V110H255ZM257 111H259V110H257ZM256 111V112H257ZM261 111V110H260ZM18 111H15V113L16 114H19V113H17ZM29 112V111H28ZM71 112V111H70ZM110 112V111H109ZM108 112V113H109ZM116 112V111H115ZM131 112V111H130ZM133 112V111H132ZM138 112V111H137ZM262 112V111H261ZM261 112H259V113H261ZM46 113V112H45ZM13 114V113H12ZM16 114H15V116H16ZM42 114V113H41ZM40 113H39V115L38 116H40L41 115ZM127 114H129V113H127ZM181 114V113H180ZM200 114V113H199ZM237 114V113H236ZM249 115H251L250 113H248ZM252 114H253V112H252ZM8 115H10V114H8ZM43 115V114H42ZM68 115V114H67ZM118 115V114H117ZM121 115V114H120ZM125 115V117H126V114H124ZM159 115V114H158ZM164 115H165V113H164ZM196 115V114H195ZM207 115V114H206ZM264 115V113L262 114L261 113V115H256L255 117H254V120H256L257 121V123L258 122H260L261 123V119H262V116ZM19 116H20V114L17 116L18 118H19ZM22 116V115H21ZM76 116V115H75ZM110 116V115H109ZM116 116V115H115ZM114 116V117H115ZM135 116V115H134ZM179 116V115H178ZM208 116H209V114H208ZM239 116V115H238ZM252 117L254 116V115H251ZM250 116V117H251ZM9 117V116H8ZM113 117V116H112ZM114 117H113V119H114ZM119 117H121V116H119ZM161 117V116H160ZM165 117H166V115H165ZM180 117V116H179ZM196 117H197V115H196ZM200 117V116H199ZM198 117V118H199ZM246 117V116H245ZM45 118V117H44ZM58 118V117H57ZM60 118V117H59ZM66 118V117H65ZM101 118V117H100ZM195 118V117H194ZM204 118V117H203ZM243 119H245L244 117H242ZM1 119V118H0ZM42 119V118H41ZM46 119V118H45ZM112 119V118H111ZM120 118H118V120H119ZM139 119V118H138ZM142 119V118H141ZM160 119V118H159ZM163 119V118H162ZM248 120L249 119H253V118H247ZM247 119H246V121H247ZM2 120V119H1ZM101 120V119H100ZM109 120V119H108ZM116 120V119H115ZM118 120H116V121H118ZM125 120H127V119H125L124 118V121L123 122H125V123H127ZM264 120V119H263ZM262 120V121H263ZM7 121V120H6ZM45 121V120H44ZM115 121V122H116ZM121 121H122V117H121ZM133 121V120H132ZM132 121L130 122V123H132ZM139 121V120H138ZM163 121H165V119H163ZM245 121V120H244ZM255 121V122H256ZM4 122V121H3ZM2 122V123H3ZM15 122V121H14ZM39 122V121H38ZM109 122V121H108ZM111 122H113V121H111ZM111 122H109V124L107 125V126H109L110 125V123ZM187 122V121H186ZM253 122V121H252ZM12 123V122H11ZM40 123V122H39ZM45 123V122H44ZM100 123V122H99ZM103 123H105V122H103ZM114 123V122H113ZM117 123V122H116ZM118 123H119V121H118ZM118 123L116 124V125H118ZM124 123V124H125ZM163 123V122H162ZM207 123H210V122H208L207 121ZM245 123V122H244ZM249 123V122H248ZM247 123V125H248V127H250V125ZM259 123V124H260ZM8 124V122H6V124H4L2 127H0V135H2L3 136V132H2V130H1V128L3 129L4 127H5V129H8L9 128V126L11 127V125H10V123H9V125L8 126H6ZM19 124V123H18ZM41 124V123H40ZM101 124V123H100ZM115 124V123H114ZM114 124H112L113 126H114ZM120 124H121V122H120ZM123 124V125H124ZM132 124H134V123H132ZM131 124V125H132ZM197 124V123H196ZM254 124V123H253ZM82 125V124H81ZM104 125V124H103ZM102 125V126H103ZM112 125H110V126H112ZM122 125V126H123ZM127 125V124H126ZM131 125H129L128 124V126L131 128ZM135 125V124H134ZM254 125H256V123L254 124ZM138 126V125H137ZM148 126V125H147ZM146 126V127H147ZM209 126V125H208ZM253 126V125H252ZM259 126V125H258ZM263 126V125H262ZM7 127V128H6ZM39 127V126H38ZM116 127V126H115ZM143 127V126H142ZM141 127V128H142ZM98 128H99V126H98ZM102 128V127H101ZM111 127H108L107 128V130L108 129H110ZM113 128V127H112ZM124 128V127H123ZM122 128V129H123ZM127 129H128V127H126ZM138 128V127H137ZM140 128V127H139ZM138 128V129H139ZM149 128V127H148ZM156 128V127H155ZM211 128V127H210ZM215 128V127H214ZM247 128V127H246ZM19 129V128H18ZM103 129V128H102ZM116 129H117V127H116ZM142 129H144V128H142ZM219 129V130H220ZM251 129V128H250ZM9 130V129H8ZM93 130V129H92ZM111 130V129H110ZM115 130V129H114ZM119 130V129H118ZM124 130V129H123ZM152 130V129H151ZM151 130H146V131H150L151 132ZM157 130V129H156ZM218 130V131H219ZM100 131V130H99ZM116 131V130H115ZM114 131V132H115ZM135 131V130H134ZM153 131V130H152ZM158 131V130H157ZM160 131V130H159ZM163 131V130H162ZM239 131V130H238ZM246 131H247V129H246ZM5 132H7V130H5ZM4 132V133H5ZM8 132H10V130L8 131ZM92 132V131H91ZM110 132V131H109ZM130 132V131H129ZM165 132V131H164ZM176 132V131H175ZM2 133V134H1ZM11 133V132H10ZM30 133H31V130H30ZM103 133V132H102ZM107 133L108 132H106V135H107ZM121 133H123L122 131H121ZM158 133V132H157ZM162 133V132H161ZM220 133H221V130H220ZM258 133V134H257ZM33 133H31V135H32ZM96 134H98V133H96ZM109 134V133H108ZM116 134H117V131H116ZM145 134V133H144ZM165 134H167V133H165ZM222 134H224V133H222ZM221 134V135H222ZM99 135V134H98ZM118 135V134H117ZM125 135V134H124ZM146 136H148V135H150V136H154L155 134L154 133H148V132H146V134H145ZM167 135H169V134H167ZM166 135V136H167ZM175 135V134H174ZM187 135V136H188ZM212 135V136H211ZM218 135V134H217ZM2 136H0V137H2ZM6 136V134L3 136V137H5ZM21 136V135H20ZM33 136V135H32ZM100 137H102L101 135H99ZM122 136V135H121ZM162 136V135H161ZM166 136H163L164 138L166 137ZM224 136V135H223ZM222 136V137H223ZM237 136V137H238ZM10 137H12L11 135H10ZM13 137H14V135H13ZM23 137V136H22ZM104 137V136H103ZM123 137V136H122ZM162 137V138H163ZM169 137H171V135L169 136ZM169 137H166L167 139H169V140H166V138H165V140L166 141H168L167 143H173V144H179V142H180V140H179V137L178 138H169ZM172 137H175V136H172ZM221 137V136H220ZM37 137H35L34 139H36ZM112 138H114V137H112ZM155 138V137H154ZM156 138H157V136H156ZM186 138V137H185ZM189 138V137H188ZM212 138H214V137H212ZM215 138H217V137H215ZM1 140H0V157L3 159V160H5L6 162H11L12 164L13 163H15L14 161H13V156H12V153H15V152H13V151H15L13 148H11V146H9L8 145V143H3V142H5V140L3 141V138H0ZM26 139V138H25ZM39 139V138H38ZM93 139V138H92ZM219 139V138H218ZM8 140V139H7ZM33 140V139H32ZM164 139H163V141L164 142H166ZM183 140H184V137H183ZM232 140V139H231ZM14 141V140H13ZM12 140L10 141V142H13ZM36 141V140H35ZM39 141V140H38ZM101 141V140H100ZM111 141V140H110ZM21 142V141H20ZM23 142V141H22ZM32 142V141H31ZM105 142V141H104ZM103 142V143H104ZM115 142V141H114ZM162 142V141H161ZM69 143V142H68ZM158 143V142H157ZM183 144H184V142H182ZM190 143H192V144H190ZM13 144V143H12ZM38 144V143H37ZM185 144H186V141H185ZM188 144H186V145H188ZM97 145V144H96ZM113 145V144H112ZM14 146V145H13ZM25 146H27L26 144L24 145V147ZM92 146V145H91ZM102 146V145H101ZM43 147H44V144H43ZM96 147V146H95ZM20 148H22V147H20ZM35 148V147H34ZM169 148H170V146H169ZM190 148H191V146H190ZM18 149V148H17ZM24 149H26V148H24ZM104 149V148H103ZM192 149V148H191ZM31 150V149H30ZM177 150V149H176ZM193 150V149H192ZM17 151V150H16ZM21 151H23L22 149H20L19 150V153L21 152ZM29 151V150H28ZM174 151V150H173ZM24 152V151H23ZM40 152V151H39ZM171 152V151H170ZM192 152V151H191ZM195 152V151H194ZM197 152H199V151H197ZM204 152V151H203ZM208 152V151H207ZM16 153H18V151L16 152ZM25 153V152H24ZM29 153V152H28ZM92 153V152H91ZM202 153V152H201ZM215 153V154H214ZM39 154V153H38ZM132 154V153H131ZM173 154V153H172ZM176 154V153H175ZM200 154V153H199ZM214 154V155H213ZM224 154V153H223ZM17 156H15V157H18V154H16ZM23 155V154H22ZM174 156V155H173ZM209 156V157H210ZM220 156V155H219ZM107 157V156H106ZM26 158V157H25ZM167 158V157H166ZM16 159V158H15ZM59 159V158H58ZM145 159V158H144ZM211 159V158H210ZM216 159L214 158L213 160H214V162L216 161ZM220 159V158H219ZM129 160V159H128ZM134 160V159H133ZM206 160V159H205ZM208 160V159H207ZM212 160V161H213ZM127 161V160H126ZM169 161V160H168ZM261 161V160H260ZM264 161V160H263ZM17 162L18 161H16V164H17ZM20 162V161H19ZM23 162V161H22ZM22 162H21V164H22ZM106 162V161H105ZM116 162V161H115ZM129 162V161H128ZM153 162V161H152ZM184 162V161H183ZM221 162H222V160H221ZM3 163H4V161H3ZM122 163V162H121ZM130 163H132V162H130ZM159 163V162H158ZM180 163H182V162H180ZM179 163V164H180ZM185 163V162H184ZM213 163V162H212ZM216 163H219V161L218 162H216ZM229 163V162H228ZM264 163V162H263ZM263 163H262V165H263ZM5 164V163H4ZM20 164V165H21ZM94 164V163H93ZM120 164V163H119ZM123 165H124V163H122ZM126 164V163H125ZM129 164V163H128ZM136 164V163H135ZM147 164V163H146ZM157 164V163H156ZM183 164V163H182ZM258 164H259V162H258ZM6 165H7V163H6ZM92 165V164H91ZM109 165V164H108ZM130 165V164H129ZM2 166V165H1ZM0 166V170H2V171H4V172H7V168H3V167H1ZM12 166H14V165H12ZM17 166V165H16ZM16 166H14L15 168H16ZM32 166V165H31ZM110 166V165H109ZM125 166V165H124ZM135 166V165H134ZM161 166V165H160ZM171 166V165H170ZM187 166V165H186ZM209 166V165H208ZM228 166V165H227ZM230 166V165H229ZM250 166V165H249ZM131 167V166H130ZM141 167H143V166H140V168ZM180 167V166H179ZM247 167V166H246ZM264 167V166H263ZM87 168V167H86ZM118 168H120V167H118ZM124 168V167H123ZM136 168H138V167H136ZM139 168V169H140ZM146 168V167H145ZM165 168H167V167H165ZM212 168H214V167H212ZM216 168V167H215ZM214 168V169H215ZM218 168V167H217ZM225 168V167H224ZM243 168V167H242ZM244 168H245V166H244ZM25 169V168H24ZM104 169V168H103ZM111 169H114V168H111ZM132 169H133V167H132ZM143 169V168H142ZM147 169V168H146ZM145 169V170H146ZM164 169V168H163ZM184 169V168H183ZM221 169H222V167H221ZM221 169H217V173H219V171L221 172ZM229 169V168H228ZM28 170V169H27ZM108 170H110V169H108ZM115 170H116V168H115ZM144 170V171H145ZM173 170V169H172ZM171 170V171H172ZM223 170V169H222ZM226 170V169H225ZM224 170V171H225ZM99 171V170H98ZM104 171V170H103ZM128 171V170H127ZM142 171V170H141ZM143 171V172H144ZM27 172V171H26ZM129 172H132V171H129ZM163 172V171H162ZM254 172V171H253ZM11 173V172H10ZM12 173H13V171H12ZM89 173H91V172H89ZM213 173V172H212ZM226 173V172H225ZM37 174V173H36ZM72 174V173H71ZM94 174V173H93ZM114 174V173H113ZM234 174V173H233ZM90 175V174H89ZM102 175V174H101ZM123 175V174H122ZM130 175V174H129ZM144 175H145V172H144ZM143 175V176H144ZM38 176V175H37ZM72 176V175H71ZM121 176V175H120ZM119 176V177H120ZM131 176V175H130ZM182 176H184V175H182ZM195 176V175H194ZM201 176V175H200ZM8 177V176H7ZM25 177V176H24ZM23 177V178H24ZM95 178H96V175L94 176ZM133 177V176H132ZM161 177V176H160ZM221 177H223V175L221 176ZM27 178V177H26ZM35 178V177H34ZM121 178V177H120ZM123 178V177H122ZM205 178V177H204ZM207 178V177H206ZM210 178V177H209ZM217 178V177H216ZM40 179V178H39ZM73 180H75V177L74 178H72ZM79 179L80 178H78V182L79 183H76L75 185H74V187H73V191H75V193L77 194V190H79L80 188H83V194H84V196H85V193H84V189H85V192H88V194H86V195H90L91 197H93V199H95L96 198V200L98 199V200H101V203L100 204H97L98 206H96V207H94V208H92V205H91V208L90 207H88V209H84L83 210V212H85V211H89L90 212V214H89V216L91 217V215L92 214H95V213H97L98 212V210L97 209H99V210H101V209H103L102 211H104L103 213L101 212L100 214H102L103 216H106L105 218H110L109 216H111V211H110V206H112V204H118L119 206H124V208H122V209H120V210H118V212L119 211H123V212H125L126 210H130V209H135V208H137V207H140L141 205L143 206V204H146V202L148 203V202H152L151 200H149V199H146V198H142L144 195H146V196H149V195H147L148 193H153V195L157 198V200L159 199V200H164L165 202H166V200L168 199V201L169 202H171V201H173V200H170V199H175L179 204V209L180 210H178V214H186V220H184L183 222H179V219H177L178 221L177 222H179L178 224L176 223V225H174V226H172L171 228L172 229H174V230H178V232L181 230V229H183V228H195V227H197L196 229H200V227L202 226V231H204V233H203V235H202V237H203V239L202 240H200V241H202V242H198V244H195V243H193V242H190L191 240L193 241V238L196 236V235H191L190 234V236L192 237V236H194L192 239H190L187 243H186V241H185V243L184 242H182L183 244H181V245H183L182 247H181V245L177 248L176 246H175V243H176V241H171L170 242V245H173V247H175V249L177 248V250L181 247V249H180V251H177L178 252V254H179V256H178V258L179 259H182V260H184V261H189V260H191V259H193V257H199V258H202V259H204V261H206V262H210L209 264H212V262L213 261H215V260H213L214 259V257L215 256H217L220 252H222V250L225 248L226 249V247H227V245H226V243H224L225 241H223V238H225V237H227V236H229V235H234V233L230 230L229 232H226V231H222V230H224V228L226 227H224L223 225L225 224V223H227V224H230L229 225V227L230 228H235V227H242L241 229H243V230H246V229H248L249 230V232H254V231H256V232H258V234H255L254 235V233H245V234H247V236L245 235V238L247 239V240H249V239H252L254 236H255V238H256V236H258V238H263L264 239V201L262 202V203H260L259 201H257V200H253V199H246V198H244V197H241V196H239L238 194H234V193H232L231 194V196L229 195V196H223V194H222V192L220 191V192H214L213 190L211 191V189H209V188H211L213 185H215V184H210L208 181V183L209 184H207L206 185V183H205V189H207V190H204V191H206V192H204V194H199V195H196V193L194 194V193H191V192H193V189H192V191H189V190H187V188H186V186L185 185H183L182 187H181V189L182 188H186V192H184L183 193V191L182 190H180V191H182V192H167V191H163V190H158V189H156V188H158V187H156L157 186V184H156V186H154L153 184H151L152 182H151V180H150V184H148V185H146L145 184V186H141V185H138V183L139 182H137V184H135L136 182H134V184H132V182L131 183H127L128 184V186H129V184H131L130 185V188H131V191H133L132 192V195L134 194V196H133V198H131V199H129V200H127V201H123V200H121L120 198V200L119 201H117V203L115 202V203H113V202H111L110 200H108V199H106L105 197H106V191L105 190H107V189H105L104 190V186H103V184H105V183H103L104 181H102V186L103 187H101V182H95V181H91L90 180V182H88V183H86L85 181H84V183H83V181H82V183H81V180L79 181ZM101 179V178H100ZM111 179V178H110ZM139 179H140V177H139ZM143 179H145V178H143ZM142 179V180H143ZM208 179V178H207ZM219 179V178H218ZM233 179V178H232ZM8 180V179H7ZM21 181H22V179H20ZM24 180V179H23ZM26 180V179H25ZM25 180H24V182H25ZM73 180H72V182H73ZM84 180H86V179H84ZM102 180V179H101ZM130 180V179H129ZM212 180V179H211ZM243 180H245V179H243ZM10 181H11V179H10ZM34 181V180H33ZM77 181V178H76V180L74 181V182H76ZM153 181V180H152ZM155 181V180H154ZM160 181V180H159ZM161 181H162V179H161ZM160 181V182H161ZM203 181H205V180H203ZM215 180H213L212 182H214ZM227 181V177H224V178H221V179H219V180H216L215 181V183H216V186H217V183H220V184H224L225 182ZM4 182V181H3ZM12 182V181H11ZM10 182V183H11ZM23 182V181H22ZM37 182V181H36ZM36 182H35V184H36ZM172 182V181H171ZM236 182V181H235ZM5 183H6V185L3 183L2 185L3 186H8V183H9V180L6 182L5 181ZM28 183H30V185L32 186V184H31V182L29 181ZM155 183V182H154ZM181 183V182H180ZM183 183V182H182ZM181 183V184H182ZM229 183V182H228ZM1 184V183H0ZM27 184V183H26ZM34 184V185H35ZM41 184V183H40ZM48 184V183H47ZM53 184V183H52ZM118 184H121L122 186L125 184H123L122 183V180H121V183H118ZM118 184H117V187H118ZM168 184H172V183H169V181H168ZM178 184V183H177ZM251 184V183H250ZM2 185H1V187H2ZM15 185H16V183H15ZM14 185V186H15ZM19 185V184H18ZM29 185V186H30ZM33 185V186H34ZM39 185V184H38ZM71 185H72V183H71ZM71 185H68V186H71ZM116 185V184H115ZM142 185H144V182L142 183ZM174 185V184H173ZM180 185V184H179ZM187 185V184H186ZM26 186H28V185H26ZM32 186V187H33ZM35 186H37V185H35ZM51 186V185H50ZM106 187H108L107 186V184L105 185ZM127 186V185H126ZM167 186V185H166ZM190 186V185H189ZM195 186V185H194ZM193 186V187H194ZM199 186H201L200 184H199ZM204 185H202V187H203ZM215 186V187H216ZM221 186V185H220ZM233 186V185H232ZM247 186H249V184H247ZM23 187V186H22ZM45 187L48 189V191L47 192H54V197L55 196H60L62 193H63V190L61 191V189H53L52 187H51V189L48 187V185L46 186V183H45ZM105 187V188H106ZM124 187V186H123ZM123 187H121L120 185H119V188H120V190L121 191H123L122 189H123ZM196 187V186H195ZM215 187L213 188V189H215ZM231 187V186H230ZM229 187V188H230ZM254 188V185H251V188ZM9 188H11V186L9 187ZM28 188V187H27ZM109 188H115L114 186H112V185H110L109 186ZM178 188V187H177ZM184 188V189H185ZM189 188V187H188ZM197 188V187H196ZM3 189V188H2ZM1 189V190H2ZM7 189H8V187H7ZM45 189V188H44ZM67 189H69V187L67 188ZM115 189H117V188H115ZM114 189V190H115ZM217 189H218V186H217ZM219 189H221V188H219ZM227 189V188H226ZM19 190V189H18ZM65 190H66V187H65ZM70 190H72V188L70 189ZM125 190H128V188L127 189H125ZM165 190V189H164ZM249 190H251V189H249ZM248 190V191H249ZM254 190H256V189H254ZM3 191H5V190H3ZM8 191V190H7ZM9 191H10V189H9ZM8 191V192H9ZM14 191V190H13ZM16 192H18L17 190H15ZM108 191V190H107ZM120 191V192H121ZM169 191V190H168ZM187 191H189V192H187ZM10 192H12V191H10ZM67 192H68V190H67ZM80 192H81V190H80ZM125 192V191H124ZM127 192V191H126ZM1 194H2V192H0ZM22 193V192H21ZM21 193H20V195H21ZM131 193V192H130ZM248 193V192H247ZM254 193V192H253ZM0 194V204H4L5 203V205H11L10 203L11 202H9L10 201V199H12L13 200V198H15L16 197V199H18V197H22V196H18L17 197V194L19 195V193H17L16 194V196L15 197H12V195H10V193H8V194H6V192H5V194L6 195H1ZM3 194H4V192H3ZM108 194V193H107ZM122 194V193H121ZM124 194V193H123ZM150 194V195H151ZM246 194V193H245ZM13 195H14V193H13ZM24 195H25V193H24ZM93 195V196H92ZM253 195H255V194H253ZM30 196V195H29ZM50 196V195H49ZM109 196V195H108ZM121 196V195H120ZM142 196V197H141ZM86 197V196H85ZM84 197V198H85ZM3 198H4V200H3ZM23 198V197H22ZM22 198H20V199H22ZM24 198H28V197H26V195H25V197ZM109 198V197H108ZM114 198H116V197H114ZM124 198V197H123ZM5 199H9L7 202L5 201ZM55 199H56V197H55ZM52 200V199H51ZM96 200H93V201H95L96 202ZM24 201H26V199L24 200ZM90 201V200H89ZM13 202V201H12ZM71 202V201H70ZM87 202V201H86ZM85 202V206H86V203ZM175 202V201H174ZM173 202V203H174ZM7 203V204H6ZM9 203V204H8ZM73 203V202H72ZM88 203H90V202H88ZM173 203H172V205L171 206H173V207H171V206H169V205H166V206H169V207H171V209L172 208H174L175 210H176V208L174 207V205H173ZM176 203V202H175ZM83 204V203H82ZM92 204V203H91ZM177 204V203H176ZM176 204H175V206H176ZM28 205H29V202H28ZM88 205H90V204H88ZM87 205V206H88ZM3 206V205H2ZM22 206V205H21ZM70 206V205H69ZM72 206V205H71ZM86 206V207H87ZM95 206V205H94ZM197 206H199L200 207V209L199 210H201V206H204L206 209H205V212H211V215H209L208 217H206V218H200V217H197V216H199V215H197V214H199L198 212H200V211H198V208H197ZM77 208H78V206H76ZM159 207V206H158ZM193 207V208H192ZM15 208H16V205H15ZM25 208V207H24ZM152 208H154V207H152ZM2 209V208H1ZM0 209V210H1ZM6 209V208H5ZM11 209H13V208H11ZM79 209V208H78ZM83 209V208H82ZM116 209H118V208H116ZM174 209H172L171 211H170V213L172 212V211H174ZM94 210H96L97 212H95V213H93L94 212ZM160 211H155V213L154 214H152V216H154V215H157L158 214V216H157V218H159V213H161V212H167L166 210H161V209H159ZM170 210V209H169ZM207 210V211H206ZM5 211H7V212H9L8 210H5ZM82 211V210H81ZM76 212H77V210L75 209V208H73V207H68V209H66L65 210V214L63 213V215H65V216H72V215H74L73 217H76ZM79 212V211H78ZM100 212V211H99ZM122 212V213H123ZM141 212V211H140ZM144 212V211H143ZM143 212L141 213V214H143ZM152 212H153V210H152ZM86 213V212H85ZM88 213V212H87ZM113 213H114V211H113ZM149 213V212H148ZM170 213H169V215H170ZM173 213V212H172ZM175 213H177V212H175ZM201 213H203V209H202V212ZM5 214H6V212H5ZM4 214V212L2 213V215H5ZM99 214V215H100ZM144 214H145V212H144ZM162 214V213H161ZM174 214V213H173ZM20 215V214H19ZM86 215V214H85ZM88 215V214H87ZM86 215V216H87ZM124 215V214H123ZM136 215V214H135ZM134 215V216H135ZM147 215V214H146ZM175 215H177V214H175ZM175 215H171V217H176ZM201 215V214H200ZM0 216H1V213H0ZM6 216V215H5ZM4 216V217H5ZM8 216V215H7ZM6 216V217H7ZM47 216H48V214H47ZM52 216V215H51ZM57 216V215H56ZM65 216H63V218L65 217ZM77 216H79V215H77ZM95 216V215H94ZM98 216V215H97ZM142 216V215H141ZM148 216H149V214H148ZM178 216V215H177ZM188 216V217H187ZM238 216H241V217H238ZM3 217V218H4ZM59 217V216H58ZM62 217V216H61ZM60 217V218H61ZM72 217V218H73ZM139 217H140V215H138L137 214V216H135L134 218H131V219H139ZM162 217V216H161ZM170 217V218H171ZM180 217V216H179ZM203 217V216H202ZM242 217H245V219H246V221H245V219H243ZM47 218H50L49 216L47 217ZM57 218V217H56ZM70 218V217H69ZM79 218H81V217H79ZM147 219H151V216H149V217H146ZM248 218V219H247ZM8 219V218H7ZM25 219H27V218H25ZM42 219V218H41ZM52 219H53V217H52ZM96 219V218H95ZM98 219V218H97ZM103 219H104V217H103ZM136 219V220H137ZM141 219H142V217H141ZM141 219H139L140 221H141ZM163 219V218H162ZM172 219V218H171ZM205 219H209L208 221H206V222H204L205 221ZM1 220V219H0ZM3 220V219H2ZM28 220V222L29 223H31V218L30 219H27ZM35 221L37 220V219H34ZM99 220V219H98ZM105 220V219H104ZM158 220V219H157ZM180 220H181V218H180ZM8 221H9V219H8ZM7 221V222H8ZM47 221V220H46ZM51 221H53V220H51ZM51 221H49V222H51ZM97 221V220H96ZM139 221V223H137V225H139V227L137 228L138 230H140V231H145V230H165V228L164 227H162L161 225L159 226V225H151L150 223V225H148L147 223V225H145V223H144V225H141V223L142 222H145V221H147V220H143L142 219V222H140ZM148 221H150V220H148ZM155 221H156V219H155ZM182 221V220H181ZM4 222V221H3ZM72 222H74V221H72ZM104 222V221H103ZM107 222H109V221H107ZM107 222H104V223H107ZM138 222V221H137ZM245 222H247V224L246 225H244V223ZM13 223V222H12ZM11 223V224H12ZM101 222L99 221V224H100ZM8 224V223H7ZM32 224V223H31ZM36 224V223H35ZM48 224V223H47ZM143 224V223H142ZM226 224V225H227ZM3 225V224H2ZM4 225H5V223H4ZM10 225V224H9ZM22 225V224H21ZM50 225V224H49ZM221 225V226H220ZM37 226V225H36ZM44 226V225H43ZM94 226V225H93ZM96 226V225H95ZM107 226V225H106ZM105 226V227H106ZM198 226H200V227H198ZM220 226V227H219ZM10 227H12V226H10ZM224 227V228H223ZM260 227V228H259ZM40 227H38V228H35V229H31L29 232H28V235L29 234H31V233H33L34 231L36 232L37 231V234H39V232H40V234H41V231H38V230H40L39 229ZM49 228V227H48ZM99 228V227H98ZM111 228V227H110ZM221 228V229H220ZM6 229H8V228H5V230ZM26 229V228H25ZM41 229H42V227H41ZM48 230V229H47ZM109 230V229H108ZM192 230H194V229H192ZM201 230V229H200ZM3 231V230H2ZM13 231V233H16V232H14V229L12 230ZM12 231H10V232H12ZM17 231V230H16ZM186 231H188V230H186ZM190 231V230H189ZM197 231V230H196ZM201 231V232H202ZM260 231V232H259ZM261 231H263L262 233H261ZM33 233L34 235H36V233ZM101 232V231H100ZM177 232V233H178ZM190 232H192V231H190ZM194 232V231H193ZM236 232V231H235ZM239 232H240V230H239ZM5 233H7V232H5ZM12 233V234H13ZM26 233V232H25ZM45 233V232H44ZM175 233V232H174ZM180 233V232H179ZM181 233H182V231H181ZM180 233V234H181ZM260 233V234H259ZM8 234V233H7ZM7 234H3V232H1L0 233V240H1V238L2 237H4V236H6ZM9 234H11V233H9ZM108 233H106V235H107ZM196 234H197V232H196ZM199 234H201V233H199ZM199 234H198V236H199ZM20 235V234H19ZM174 235V234H173ZM189 235V234H188ZM235 235H237V234H235ZM11 236H15V235H11ZM26 236V235H25ZM38 236V235H37ZM41 236V235H40ZM103 236V235H102ZM147 236V235H146ZM145 236V237H146ZM149 236H150V234H149ZM182 236V235H181ZM201 236V235H200ZM199 236V237H200ZM243 236H244V234H243ZM7 237H10V236H7ZM27 237V236H26ZM106 237V236H105ZM104 237V238H105ZM109 237H112V235H110ZM20 239H21V235H20V237H19ZM31 238V237H30ZM38 238H39V236H38ZM173 238V237H172ZM4 239V238H3ZM25 238H23V241H27L28 239H29V237H27V240H24ZM16 240L18 241L19 239H17L16 238ZM22 240V239H21ZM30 240V239H29ZM32 240V239H31ZM101 240H102V237H101ZM104 240V239H103ZM173 240V239H172ZM176 240V239H175ZM194 240H195V238H194ZM199 240V239H198ZM3 241V240H2ZM8 241H10V240H8ZM4 242V241H3ZM6 242V241H5ZM11 242V241H10ZM31 242H33V241H31ZM37 242H39V240L37 241ZM64 242V241H63ZM177 242L179 243V240H177ZM12 243V242H11ZM23 243H26V242H23ZM34 243V242H33ZM57 243V245H58V242H56ZM55 243V244H56ZM61 242H59V244H60ZM65 243V242H64ZM64 243H62V244H64ZM111 243V242H110ZM20 244V243H19ZM22 244V243H21ZM27 244H29V243H26V245ZM35 244V243H34ZM193 244H195V245H193ZM0 245H2V244H0ZM5 246H6V244H4ZM23 245V244H22ZM21 245V246H22ZM25 245V247H22L21 249H19V248H17L16 246H14L15 248H17L18 250H20L19 251V253H17L18 255H12L11 253V255L9 256L8 254V256H1L0 255V264H4V262H5V260H7L8 258H12V259H14L15 261H17L18 260V262L19 261H21L22 262V260L20 259V258H22L23 259V257H26V255H33L34 253L32 252V251H34V249H36L35 247L36 246H34V249H33V246L31 245H28V246H26ZM176 245H177V243H176ZM30 246V247H29ZM226 246V247H225ZM3 247V246H2ZM13 247V248H14ZM151 247V246H150ZM230 247H231V245H230ZM250 247H257V245H251ZM11 248V250H12V247H10ZM263 248V247H262ZM260 249L261 251L263 250L264 251V248L263 249ZM174 249V248H173ZM8 250V249H7ZM142 250V249H141ZM257 250V252H255V251H252L251 253H248V254H246V255H244V256H235V257H230V258H227V259H221V260H218L217 259V261L216 262H214L213 264H228L229 262H231V261H250L251 260V262L252 261H259L260 260V262H258V264L259 263H262L263 264V262H261V261H264V252H261L259 249H256ZM260 252H259V251ZM150 251H152V250H150ZM6 252V251H5ZM30 252H32V253H30ZM38 253V252H37ZM67 253V252H66ZM176 253V252H175ZM136 254V253H135ZM147 254H149V252H145V255H144V252L142 253V251H141V253H139V255L138 256H133V257H135V258H126L125 260H126V262H122V263H119V264H127V262H132V264L133 263H136V264H166V263H169V262H167V260L166 261H164V260H160V259H162V258H160V257H157L156 255H154V252H152V253H150L148 256H147ZM157 254H159L158 252H157ZM37 255V254H36ZM134 255V254H133ZM34 256V255H33ZM30 257H32V256H30ZM38 257V256H37ZM218 257H220L219 255H218ZM222 257V256H221ZM160 258V259H159ZM173 258V253H172V257H171V259ZM216 258V257H215ZM25 259V258H24ZM27 259V258H26ZM40 259V258H39ZM168 259H169V257H168ZM171 259H169V261L171 262ZM173 259H175V257L173 258ZM177 259V258H176ZM212 259V260H211ZM13 260V261H14ZM105 260V259H104ZM121 260V259H120ZM4 261V262H3ZM10 261V260H9ZM106 261V260H105ZM186 261V262H187ZM212 261V262H211ZM249 261H248V263H249ZM17 262V263H18ZM23 262H24V260H23ZM26 262V261H25ZM37 262V261H36ZM103 262V261H102ZM110 262V261H109ZM191 262V261H190ZM35 263V262H34ZM42 263V262H41ZM59 263V262H58ZM68 263H69V261H68ZM75 263V262H74ZM74 263H69V264H74ZM185 263V262H184ZM188 263V262H187ZM245 263H247V262H245ZM247 263V264H248ZM252 263H254V262H252ZM251 263V264H252ZM6 264V263H5ZM8 264V263H7ZM25 264V263H24ZM45 264V263H44ZM76 264H87V263H84V262H82V263H76ZM89 264V263H88ZM239 264V263H238Z\"/></svg>",
	"mask_w": 264,
	"mask_h": 264
}]
</instances>
